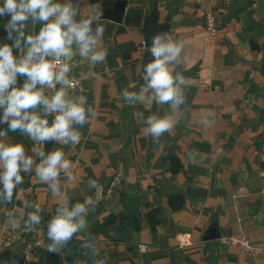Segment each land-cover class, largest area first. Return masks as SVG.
<instances>
[{
  "label": "crops",
  "instance_id": "1",
  "mask_svg": "<svg viewBox=\"0 0 264 264\" xmlns=\"http://www.w3.org/2000/svg\"><path fill=\"white\" fill-rule=\"evenodd\" d=\"M120 1L72 0L80 3L81 16L96 5L106 21L104 63L90 68L77 55L69 74L78 81L72 92L81 94L82 87L96 115L78 127V143L43 145L46 153L61 148L72 162L75 181L63 173L60 177L69 204L88 197L97 201L89 226L61 253L49 254L44 247L26 260L25 239L43 233L50 243L46 226L58 198L35 179L34 170L22 173L24 183L13 202L0 203V230L8 213H25V200L40 204L41 223L32 232L20 228L22 238L12 247L0 244V264H264V255L216 239L243 233L264 244V0H125L121 21L107 17ZM154 5L158 25L169 23L168 34L183 44V63L175 71L186 78V103L174 115L176 127L161 137L163 147L145 135V125L133 113L163 115L169 106L133 108L121 96L125 88L138 91L143 68L152 60L143 27ZM207 11L218 18L216 37L206 28ZM6 22L0 17V44H12L6 39ZM41 26L29 22L26 34ZM23 80L18 77L20 85ZM53 118L48 117L50 124ZM0 130L32 154L30 138L7 125ZM167 150L181 162L177 171ZM189 152L196 164L189 161ZM89 179L101 185L98 193L88 187ZM156 207L159 219L153 226L148 213ZM92 237L97 238L98 256L81 247Z\"/></svg>",
  "mask_w": 264,
  "mask_h": 264
},
{
  "label": "clouds",
  "instance_id": "2",
  "mask_svg": "<svg viewBox=\"0 0 264 264\" xmlns=\"http://www.w3.org/2000/svg\"><path fill=\"white\" fill-rule=\"evenodd\" d=\"M80 7V3L72 0L64 3L0 0V17L7 18L6 39L12 41V44H0V125H7L12 132L19 131L34 142L32 154L27 155L22 143H10L7 131L0 130V203L11 204L24 183L22 173L30 174L34 170L35 179L47 185L52 196L58 198L55 214L46 226L50 243L45 248L49 254L61 253L77 233L85 232L89 213L95 211L97 204L92 197L69 204L63 195L60 177L63 173L69 182L75 181L72 162L61 148L46 153L43 147L47 142L63 146L78 143V127L96 115L95 109L88 105L87 96L82 94V87L78 90L81 94L72 92L78 81L69 74L77 55L90 68L104 63L108 55L102 46L106 21L98 6L91 5L86 16L80 15ZM29 22L33 26L39 22L42 26L37 33L26 34ZM148 51L152 60L143 68V84L138 91L125 88L121 96L133 108L143 105L150 109L153 104L169 106L170 111L163 115L154 112L145 118L143 112L133 113L145 125V135L163 147L161 137L176 127L178 121L174 115L186 103L183 87L186 78L175 71L183 63V44L167 32H157L151 37ZM18 77L24 78L22 85ZM48 117H54L51 124ZM188 159L193 164L197 162L192 152L188 153ZM87 184L97 193L101 189L94 179H89ZM23 208L22 215L7 214V227L12 231L20 228L36 231L43 209L31 200L23 201ZM96 239L92 237L82 244V249L98 256Z\"/></svg>",
  "mask_w": 264,
  "mask_h": 264
},
{
  "label": "built area",
  "instance_id": "3",
  "mask_svg": "<svg viewBox=\"0 0 264 264\" xmlns=\"http://www.w3.org/2000/svg\"><path fill=\"white\" fill-rule=\"evenodd\" d=\"M205 25L210 34L214 37L218 35L220 24L218 18L213 11H207L205 14ZM59 88V85H57ZM118 178V175L116 176ZM115 178V179H116ZM114 185V183H112ZM22 238L21 230L12 231L7 227V223L0 230V244L3 247H12L18 240ZM220 243L238 246L242 250L255 255H264V244L252 241L243 233H228L221 234L217 238ZM47 241L43 233H37L31 238L23 241V254L26 260H31L37 252L47 245ZM141 250L145 251L146 246L141 245Z\"/></svg>",
  "mask_w": 264,
  "mask_h": 264
},
{
  "label": "water",
  "instance_id": "4",
  "mask_svg": "<svg viewBox=\"0 0 264 264\" xmlns=\"http://www.w3.org/2000/svg\"><path fill=\"white\" fill-rule=\"evenodd\" d=\"M125 11V0H121L117 3L116 7L112 11H107L106 16L112 18L116 21H121ZM169 23H164L158 25V11L157 5H154L150 14L147 16V19L144 23L143 32L144 40L146 46H150L151 37L157 32H167L169 31ZM221 234L216 236V239L220 237Z\"/></svg>",
  "mask_w": 264,
  "mask_h": 264
},
{
  "label": "trees",
  "instance_id": "5",
  "mask_svg": "<svg viewBox=\"0 0 264 264\" xmlns=\"http://www.w3.org/2000/svg\"><path fill=\"white\" fill-rule=\"evenodd\" d=\"M52 142H47V145L51 144ZM166 157L170 158V160L173 163V169L174 171H177L181 165V162L179 160L178 157L174 156L170 150L166 151ZM180 196H172V203H173V198H179ZM157 213H158V208H154L152 209L149 213H148V218L150 219L151 223L153 226H155L158 223V217H157Z\"/></svg>",
  "mask_w": 264,
  "mask_h": 264
},
{
  "label": "rangeland",
  "instance_id": "6",
  "mask_svg": "<svg viewBox=\"0 0 264 264\" xmlns=\"http://www.w3.org/2000/svg\"><path fill=\"white\" fill-rule=\"evenodd\" d=\"M120 177V174L118 175V178ZM118 178H116L112 183H115L116 182V180L118 179Z\"/></svg>",
  "mask_w": 264,
  "mask_h": 264
}]
</instances>
